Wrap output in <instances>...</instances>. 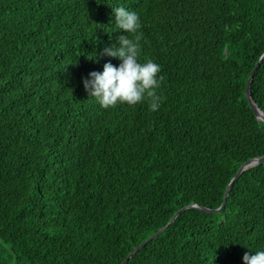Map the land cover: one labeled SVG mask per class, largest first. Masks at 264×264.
Instances as JSON below:
<instances>
[{"label":"trees","instance_id":"1","mask_svg":"<svg viewBox=\"0 0 264 264\" xmlns=\"http://www.w3.org/2000/svg\"><path fill=\"white\" fill-rule=\"evenodd\" d=\"M136 11L148 101L102 109L82 81L120 61L112 9ZM264 0H0V264H120L181 208L217 209L264 156L244 90ZM94 57V59H92ZM250 97L264 112V59ZM264 250V162L217 213L186 208L126 264H242Z\"/></svg>","mask_w":264,"mask_h":264},{"label":"clouds","instance_id":"2","mask_svg":"<svg viewBox=\"0 0 264 264\" xmlns=\"http://www.w3.org/2000/svg\"><path fill=\"white\" fill-rule=\"evenodd\" d=\"M117 30L125 33L116 38V43L102 50V54L120 61L119 65L105 63L101 72H91L82 81L89 97L102 109L117 105H136L147 99L151 111L159 109L162 97L157 94L160 66L148 59L141 63L139 37L130 38L141 27L136 11L123 6L112 9ZM94 59V57L92 58ZM242 264H264V250L245 252Z\"/></svg>","mask_w":264,"mask_h":264},{"label":"water","instance_id":"3","mask_svg":"<svg viewBox=\"0 0 264 264\" xmlns=\"http://www.w3.org/2000/svg\"><path fill=\"white\" fill-rule=\"evenodd\" d=\"M264 59V53L260 56V58L258 59V61L256 62L254 68L252 69V71L250 72L247 81H246V85H245V90H244V95L245 98L249 104V107L251 109V111L253 112V114L255 115V117L264 122V112L260 111V109L256 106V104L254 103V101L252 100V98L250 97V86H251V82H252V78L253 75L256 71V69L258 68L259 64L261 63V61ZM261 162H264V156L263 157H259V158H255L252 159L251 161L244 163L239 170L236 172V174L234 175V177L229 181L225 193H224V197H223V201L222 204L219 206V208L217 209H206L203 207H199L196 205H190V206H186L181 208L180 210H178L173 216L172 218L168 221V223L166 224V226H164L163 228H161L158 232H156L155 234H153L152 236H150L146 241H144L142 244H140L139 246H137L135 249H133L128 255L127 257L120 263V264H126L127 261L132 257V255H134L140 248H142L145 244H147L148 242H150L152 239H154L156 236H158L162 231H164L166 229V227L168 225H170L171 223H173V221L175 220V218L178 216L179 213H181L184 209L186 208H197L201 211H204L206 213H217L219 212L223 207L224 204L226 202L227 196H228V192L232 186V184L234 183V181H236V179L239 177V175L246 169L257 165Z\"/></svg>","mask_w":264,"mask_h":264}]
</instances>
